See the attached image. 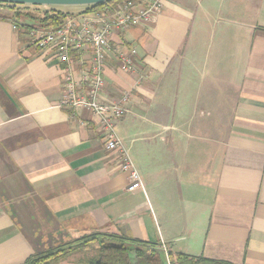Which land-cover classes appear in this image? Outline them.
<instances>
[{"label":"crops","instance_id":"obj_1","mask_svg":"<svg viewBox=\"0 0 264 264\" xmlns=\"http://www.w3.org/2000/svg\"><path fill=\"white\" fill-rule=\"evenodd\" d=\"M12 22L35 25L0 13V264L95 231L164 246L168 261L264 264V0H164L153 24L112 35L136 53L128 73L107 55L100 94L129 95L115 130L134 191L97 118L57 106L62 65Z\"/></svg>","mask_w":264,"mask_h":264},{"label":"built area","instance_id":"obj_2","mask_svg":"<svg viewBox=\"0 0 264 264\" xmlns=\"http://www.w3.org/2000/svg\"><path fill=\"white\" fill-rule=\"evenodd\" d=\"M138 1L141 0H115L96 10L68 17L57 26L35 23L27 27L12 22V29H20L25 34L28 49L51 51L56 63L62 65L61 96L57 106L68 110L72 117L76 111L86 109L97 118L105 151L118 155L120 169L128 175L127 191L143 190L128 151L115 130L117 121L128 112L129 95H122L118 102L105 103L100 94L107 55L117 59L123 72L134 71L135 51L130 49L122 53L111 47L112 35L133 27L150 26L163 10L164 0H142L145 6L136 10ZM24 9L20 12L30 11ZM42 16L43 13H39V17ZM84 54L87 60H83ZM160 247L165 252L164 246Z\"/></svg>","mask_w":264,"mask_h":264},{"label":"trees","instance_id":"obj_3","mask_svg":"<svg viewBox=\"0 0 264 264\" xmlns=\"http://www.w3.org/2000/svg\"><path fill=\"white\" fill-rule=\"evenodd\" d=\"M115 1V0H114ZM110 1L108 3H112ZM102 5L95 7L85 8L84 12H90L101 8ZM37 8L36 6H33ZM0 8H5L8 12H15L16 16L27 18L34 23H40L44 25L57 26L61 24L66 18L73 16L72 13H63L60 10L51 9L41 11L42 17L34 15L28 12L17 11L16 5L0 4ZM26 8V6H25ZM39 10V9H37ZM76 247H69V245L63 247H55L48 249L44 252L36 253L29 258L24 264H48L49 261L55 257L61 258L68 255L69 253L86 248L88 245H93L95 249V255L86 258L80 264H132L128 252L130 247L133 249L136 258H141L140 250H145L149 255L147 256L148 261L152 264L157 263L159 253L157 251L158 245L155 243L143 242L139 240H132L124 237H118L111 234H103L99 231L89 233L78 240ZM71 246V245H70ZM169 264H230L223 261H213L202 257H187L184 255H178L177 257H170Z\"/></svg>","mask_w":264,"mask_h":264},{"label":"water","instance_id":"obj_4","mask_svg":"<svg viewBox=\"0 0 264 264\" xmlns=\"http://www.w3.org/2000/svg\"><path fill=\"white\" fill-rule=\"evenodd\" d=\"M110 1H114V0H0V4L22 5L26 7L36 6V7H42L43 9L56 8V7L90 8V7H95L97 5L106 4ZM157 245H158L157 251L159 253V258L161 259L162 257V259L164 260V264H167V259L163 254V249L159 246V244Z\"/></svg>","mask_w":264,"mask_h":264},{"label":"rangeland","instance_id":"obj_5","mask_svg":"<svg viewBox=\"0 0 264 264\" xmlns=\"http://www.w3.org/2000/svg\"><path fill=\"white\" fill-rule=\"evenodd\" d=\"M18 11H24L25 9V6H22V5H16ZM27 9H29L30 11H28L29 13L31 14H34V15H39V13H41V11H45V10H50V8H42V7H37L39 10H34L36 8H34L33 6H29V7H26ZM51 9H56V10H60L62 11L63 13H73V12H77L79 7H67V8H51ZM82 9H85V8H82ZM2 10V11H1ZM7 10L5 8H0V13L2 14H7V13H10L7 11V13H3V12H6ZM69 247H72L69 245ZM133 253H130V255H132ZM82 256V254H79L78 251H73L71 253H69L68 255L66 256H63L61 258L58 259V257H55L53 260L49 261L48 264H79L78 263V259H80L79 257ZM30 258V257H29ZM81 258H85V257H81ZM131 258V257H130ZM132 258H135V257H132ZM149 258H136V259H132L131 262H133V264H152L148 261ZM131 260V259H130ZM26 261H21L19 264H24ZM154 264H164V260L162 259H159L157 263H154Z\"/></svg>","mask_w":264,"mask_h":264}]
</instances>
